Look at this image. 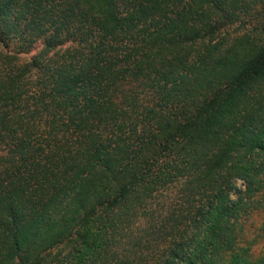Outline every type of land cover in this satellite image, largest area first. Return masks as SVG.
I'll list each match as a JSON object with an SVG mask.
<instances>
[{
  "label": "trees",
  "instance_id": "16d2710c",
  "mask_svg": "<svg viewBox=\"0 0 264 264\" xmlns=\"http://www.w3.org/2000/svg\"><path fill=\"white\" fill-rule=\"evenodd\" d=\"M254 196L264 0H0V264H264Z\"/></svg>",
  "mask_w": 264,
  "mask_h": 264
},
{
  "label": "rangeland",
  "instance_id": "374dc122",
  "mask_svg": "<svg viewBox=\"0 0 264 264\" xmlns=\"http://www.w3.org/2000/svg\"><path fill=\"white\" fill-rule=\"evenodd\" d=\"M38 46L37 43L35 48ZM252 200H260V205L240 220L238 246L246 247L248 258L254 261L264 256V196H254Z\"/></svg>",
  "mask_w": 264,
  "mask_h": 264
}]
</instances>
